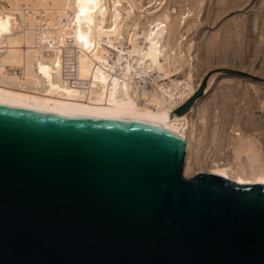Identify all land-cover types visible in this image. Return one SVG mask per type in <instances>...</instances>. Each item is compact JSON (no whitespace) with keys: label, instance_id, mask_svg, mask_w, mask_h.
Listing matches in <instances>:
<instances>
[{"label":"water","instance_id":"1","mask_svg":"<svg viewBox=\"0 0 264 264\" xmlns=\"http://www.w3.org/2000/svg\"><path fill=\"white\" fill-rule=\"evenodd\" d=\"M186 153L158 125L0 105V264H264V183L187 177Z\"/></svg>","mask_w":264,"mask_h":264},{"label":"bare ground","instance_id":"2","mask_svg":"<svg viewBox=\"0 0 264 264\" xmlns=\"http://www.w3.org/2000/svg\"><path fill=\"white\" fill-rule=\"evenodd\" d=\"M186 1L200 6L204 2L174 0L172 5L171 0H151L147 6L140 0H0V105L158 125L187 140L185 174L194 156L197 165L207 162V171L239 183H264L262 136L240 128L233 135L228 131L231 101L239 90H244L245 102L256 107L253 88L256 93L262 88L229 83L225 97L215 100L222 119L212 127L213 105L206 103L201 112L204 136L197 145L189 135V113H176L198 88L191 56L195 44L189 35L203 8H186ZM210 1L218 11L214 17L209 13V20L216 22L247 0ZM258 10L255 21L262 16ZM250 24L248 16L232 18L220 28L225 34L213 33L216 37L209 43L218 49L222 44L224 54L229 53L235 36L246 35ZM209 143L214 157L205 161L194 148L205 150Z\"/></svg>","mask_w":264,"mask_h":264},{"label":"rangeland","instance_id":"3","mask_svg":"<svg viewBox=\"0 0 264 264\" xmlns=\"http://www.w3.org/2000/svg\"><path fill=\"white\" fill-rule=\"evenodd\" d=\"M140 1L145 2V5L149 6L148 3H150L151 0H140ZM155 1L156 0H153V2ZM262 1L264 0H247L244 6L232 8L229 11L225 12L223 15H221V17L218 18L219 20L217 19L218 22L217 21L213 22L211 19L209 20V18L214 17L215 11H218L216 10L218 9L216 8L217 7L216 3L210 0H204L201 6L198 3L195 5L190 4L193 8L194 6L195 8L197 6L195 11L197 9H198L197 11H200L203 8L200 13L199 19H197L196 21L197 24L195 28L189 35V37L194 40V44H195L191 56H193V61L195 60V67L193 68V84L198 88L194 95H197L203 83L204 82L206 83L202 95H200L199 97H197V99H195L190 110L183 112V114L189 113V118H190L189 135L190 138L195 136L191 138L194 145H197L198 141L204 136L202 133L206 123H204L205 121L201 117V112L203 110L204 105L209 102L212 103L213 105V109H212L213 117H211L209 125H211L212 127L220 123L219 120L222 119L220 116L221 110L220 107H218L215 104L216 102L215 100L217 99V101H219L225 97V96L222 97L224 95L223 90H229L228 84L234 82V80L239 81L241 83V86H245L248 84L252 86L255 84L259 88H262L263 91L260 89L261 91L260 90L259 91L261 93L260 92L256 93L255 89L253 88V93H255L254 96L257 97V102H258V103L256 102L257 105V106L255 105L256 107L249 106V104L245 102L247 100L245 99L246 94H244L245 93L244 90H239V93L237 92L238 96L235 97L237 99L234 98L235 101L234 99H232L231 101L232 106L234 105V108H232L233 110H232V115L230 116V123L228 124V128H229L228 131L230 132L231 135H233L235 130L240 128L239 130H242L247 135L253 137L259 135L262 136L264 140V118H261V116L264 117V108H263L264 105H262L264 104V15H263L264 3L262 4L261 3ZM171 4L175 5L174 0H171ZM187 4L188 1L184 2L182 6L186 7ZM190 5L188 4L187 7H189ZM258 9H260L262 16L260 17L259 20L256 19L257 21H255L254 15L257 14V12H259ZM209 13L211 14L210 15L211 17L209 16ZM246 16H248L251 19V24H250L251 30L246 32L247 33L246 35L245 34L243 36L240 35V37L235 36V38L233 39L234 46H232V49L230 50L229 53L224 54L225 51L223 48L225 47L224 46L222 47V44H219L221 45L219 46L220 47L219 49H222L219 50L218 46L216 47V45L214 46V44L209 43L211 41L214 42V39L212 40V38L216 36L213 33H215L216 35L225 34V31L220 30V28L224 23H227L228 20H231L232 18L237 19V17L244 18ZM195 18H197V15H195ZM254 22H257L256 23L257 25ZM254 24L257 27L254 26ZM209 44L211 47L209 46ZM213 46L216 48L214 49ZM208 47L211 49H209ZM231 68L243 70L248 74L243 75L238 73H231L229 72V69ZM240 93L243 96L240 95ZM184 104L185 102L182 105ZM257 124L260 126L259 129L257 128ZM193 129H194V133L191 132L193 131ZM226 147H227L225 148L226 153L230 154L231 152L230 149L228 148V146ZM198 148L197 149L194 148V151L197 150L201 154V156L205 158V161L209 160L211 156L214 157L213 152L215 151L214 148H211L210 143L208 144V147L204 148L205 150H203V148H200L199 150ZM186 158H187V153L185 157V164H186ZM192 158L193 160L190 159V161L191 160L192 161L190 162L189 174H185L186 165H184L183 173L185 176L191 177L199 173L200 171H207L206 168L208 165L207 162H204V164L197 165L194 156Z\"/></svg>","mask_w":264,"mask_h":264}]
</instances>
